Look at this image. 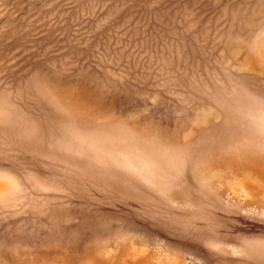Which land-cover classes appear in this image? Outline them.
Returning <instances> with one entry per match:
<instances>
[{"label": "rangeland", "instance_id": "374dc122", "mask_svg": "<svg viewBox=\"0 0 264 264\" xmlns=\"http://www.w3.org/2000/svg\"><path fill=\"white\" fill-rule=\"evenodd\" d=\"M0 264H264V0H0Z\"/></svg>", "mask_w": 264, "mask_h": 264}]
</instances>
